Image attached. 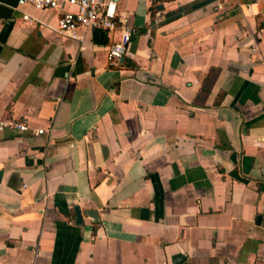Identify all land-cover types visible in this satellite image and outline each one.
I'll list each match as a JSON object with an SVG mask.
<instances>
[{
  "label": "crops",
  "instance_id": "crops-1",
  "mask_svg": "<svg viewBox=\"0 0 264 264\" xmlns=\"http://www.w3.org/2000/svg\"><path fill=\"white\" fill-rule=\"evenodd\" d=\"M75 8L0 0V264H264V0Z\"/></svg>",
  "mask_w": 264,
  "mask_h": 264
},
{
  "label": "built area",
  "instance_id": "built-area-1",
  "mask_svg": "<svg viewBox=\"0 0 264 264\" xmlns=\"http://www.w3.org/2000/svg\"><path fill=\"white\" fill-rule=\"evenodd\" d=\"M61 2L74 5L75 10H63L57 21L58 30L66 35L75 37L80 26L101 27L105 29L121 28L119 39L107 48V60L110 64H117L127 50L134 27L127 24L126 17L116 10V0H17L18 4L30 3L39 8H57ZM28 18V14L23 15ZM9 126L14 129L25 130L27 125L11 118H1L0 128ZM45 131L38 128L36 132Z\"/></svg>",
  "mask_w": 264,
  "mask_h": 264
},
{
  "label": "water",
  "instance_id": "water-1",
  "mask_svg": "<svg viewBox=\"0 0 264 264\" xmlns=\"http://www.w3.org/2000/svg\"><path fill=\"white\" fill-rule=\"evenodd\" d=\"M123 58V57H122ZM75 212H76V220L78 221V222H80L81 221V214H80V210H79V208L76 206L75 208Z\"/></svg>",
  "mask_w": 264,
  "mask_h": 264
}]
</instances>
